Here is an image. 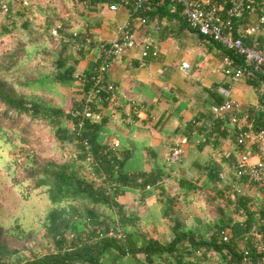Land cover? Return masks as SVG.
<instances>
[{"label": "trees", "instance_id": "obj_1", "mask_svg": "<svg viewBox=\"0 0 264 264\" xmlns=\"http://www.w3.org/2000/svg\"><path fill=\"white\" fill-rule=\"evenodd\" d=\"M58 1L65 2L46 0L42 7L39 0H0V137L19 149L13 159L12 182L25 186L24 197L43 188L55 204L44 221L45 252L38 253L34 247L35 230L11 233L0 224V264H107L103 259L111 250L120 256L142 254L141 264H242L247 251L251 264H264V249L256 248L251 236L255 230L264 232V204L259 201L253 206L252 193L232 197L228 190L236 157L229 118L211 127H203L201 121L184 128L191 140L205 137L193 141L198 152L189 161L198 174L194 178L172 175L180 163L167 164L163 157L180 132L177 125L163 126L162 139L153 146L134 136L133 123L126 121L121 105L116 109L122 120L107 111L98 121L86 119L81 126H69L72 118L66 109L81 107L83 100L79 90L68 88L75 86L79 70L90 71L91 63L83 68L79 63L95 52L99 38L84 11L62 15ZM181 10L179 4L171 9L169 0H151L148 7L152 16L169 22L186 20ZM57 19L59 36L55 37L52 29ZM249 19L245 14L236 21L234 34L245 44L256 45L259 35L255 38L247 29L257 28L258 23L250 24ZM226 52L240 61L239 55ZM249 83L261 102L257 83ZM223 99L218 93L216 104ZM246 109L256 127L264 126V108L253 110L248 105ZM179 110L180 106L172 110L176 120ZM130 116L137 119V111L131 109ZM113 137L119 141L116 147ZM225 138L231 142L227 154L216 158L203 150L208 143L222 149ZM143 145L152 148L148 156L141 151ZM168 178L176 180L172 189ZM125 190L135 193L131 208L118 200ZM152 195L156 199L148 203ZM179 200L195 202L204 210L207 225H187L175 213ZM137 205L145 206L144 213ZM165 220L172 222L171 236L152 234ZM226 228L229 237L224 240L221 230ZM111 229L123 236L109 234Z\"/></svg>", "mask_w": 264, "mask_h": 264}, {"label": "built area", "instance_id": "obj_2", "mask_svg": "<svg viewBox=\"0 0 264 264\" xmlns=\"http://www.w3.org/2000/svg\"><path fill=\"white\" fill-rule=\"evenodd\" d=\"M73 1L74 6L83 8L93 4H105L110 10H114L119 5H125L129 8V21L120 28L114 37L99 40L95 52L91 51L84 58L91 63V68L88 73L81 69L75 74L77 85L75 88L82 93L83 104L81 107H72L67 111L72 118L71 121L69 120V126L72 128L81 126L86 119L98 121L107 111H111L109 113L111 117L118 115L122 120L124 117L116 109L120 105L124 106L127 114L126 121H135L130 115L131 109L138 112V101L130 99L126 103L120 102L118 99L119 85L108 77V73L113 61L130 49L140 47L142 56L149 53L154 56L157 55L158 50L154 45L155 36L152 32L149 31L146 37L140 41L129 25L137 23L146 26L149 21L153 20L152 30L158 31L160 29V20L148 12L151 0ZM223 2L227 5L225 6ZM177 4L182 7L181 12L195 31L214 39L226 50L241 57L240 61H237L230 54H224L222 70L227 79L226 83L218 86L219 91L224 95V99L218 104H211L210 109L218 122L229 118L231 124L233 123L232 132L236 142V157L231 174L227 179L230 196L248 193L256 184L262 188V192H258V199L252 198L250 202L253 206L257 205L259 201L264 204V126L256 127L255 118L251 112L243 108L241 103L232 96V85L237 81L241 79L255 81L262 100L261 102L258 100L255 105H252V109L264 108V76H261V73L264 72V0H169L171 9H174ZM4 9L6 8L4 7ZM245 14L256 15L257 17L261 32L257 34L259 38L257 41L255 40L256 45L245 44L240 36L234 34L236 21ZM57 25L59 26V23ZM187 64V62H183V65L186 66ZM129 116L130 118H128ZM191 122L194 125L198 124L196 119ZM199 139L196 138V141ZM83 142L88 146L86 139ZM111 142L113 147L119 144L117 137H113ZM185 148L183 139L175 140L167 153V162L169 164L180 163L184 159ZM226 229L221 230L224 240L229 237L228 228ZM108 233L123 236L120 231L114 232L112 229ZM251 236L255 247L264 249V241L260 240L264 236V232L255 230ZM246 252H244L242 264H251Z\"/></svg>", "mask_w": 264, "mask_h": 264}, {"label": "crops", "instance_id": "obj_3", "mask_svg": "<svg viewBox=\"0 0 264 264\" xmlns=\"http://www.w3.org/2000/svg\"><path fill=\"white\" fill-rule=\"evenodd\" d=\"M81 11H84L92 21V29L97 33L99 40L114 37L129 21V8L125 5H119L116 9L110 10L105 4H93ZM159 20L161 27L158 31L152 30L153 20L146 26L137 23L129 24L140 41L149 31L152 32L155 36L154 45L158 50L157 55L149 53L142 56L140 47L130 49L113 61L108 77L119 85L120 102L126 103L130 99L138 101V118L132 122L135 137L141 136L140 138L147 140L153 146L162 139L163 126H167V123L170 126L177 125L180 132L174 141L183 139L186 146L185 152L189 150L187 155L194 159L198 152L194 149L193 140L186 137L184 128L188 125L192 127L193 119L198 121V125L203 121V127H211L218 122L211 112L210 105L216 104V97L218 93L221 94L218 86L226 83L227 78L222 68L223 56L227 52L220 43L195 31L187 19H175L170 22L164 18ZM249 21L250 24L258 23L256 15H250ZM247 30L252 32L253 37L261 32L259 23L257 28L251 26ZM86 62L82 59L79 64L84 67ZM183 62L188 64L185 66ZM215 90L219 92L216 94ZM232 96L241 103L243 108L255 105L258 101L252 85L245 79L232 85ZM177 106H180L178 120L172 116V110ZM200 138L205 139L204 136ZM226 140L228 138H225L223 142ZM221 147L228 148L225 143ZM149 149L145 145L141 147L145 156H148V151L151 152L152 148ZM203 150L210 152L216 158L229 152H222V149L218 152L212 143L205 144ZM168 151L169 148L163 153V157ZM145 168L149 169V162L145 163ZM175 169H178L177 166ZM130 191L125 190L118 196L119 202L125 208H131L135 204L134 192ZM155 199L156 196L152 195L146 200L151 203ZM138 207L140 214L144 212V205ZM161 231L169 232V229L163 228L159 230ZM138 258V254L120 256L111 250L107 252L103 260L107 264H141V259Z\"/></svg>", "mask_w": 264, "mask_h": 264}, {"label": "rangeland", "instance_id": "obj_4", "mask_svg": "<svg viewBox=\"0 0 264 264\" xmlns=\"http://www.w3.org/2000/svg\"><path fill=\"white\" fill-rule=\"evenodd\" d=\"M39 1L41 3V6L45 7L46 0ZM64 1L66 3L63 1H58L57 7V11L62 15L66 16L67 12L69 11H71L73 14H77L83 9V7L74 6L73 0ZM24 3H26V0H24ZM104 10L106 11V9ZM59 22L60 19H57L52 29V33L55 37L59 36V31H57V23ZM76 86L77 85L75 83V86L73 85L69 87L68 91L78 90L75 88ZM68 110L69 108L66 109V112ZM193 141L196 142V138H194ZM222 143L227 144L228 148L231 144L229 140H226ZM228 148H222V152L227 153L229 151ZM217 149L219 152L220 149ZM188 153L189 152H186V156L184 157V159L180 162V164L177 165L178 169H175V171L173 170L171 172L172 175H178L181 173L183 174V176L186 175L190 178H194V176L198 175L194 170L195 167H192V169H190L189 167V161L191 158L189 157V155H187ZM17 154H19L18 147L13 149L2 137H0V224H2L11 233L23 231L26 232L30 229L35 230L37 232V239L34 247L36 248L38 253H42L46 251V246L44 245L45 242L42 238V233L44 232V221L48 212L55 207V204L50 202L43 188L33 190L28 193V197H24V194L27 193L25 186H18L12 182L14 169L13 159ZM166 156L167 154L164 156L165 160ZM139 163H141L140 159ZM166 163L169 164L167 160ZM175 182L176 180H170L169 178L166 179V183L169 189H172V187L177 185V183ZM248 192L252 193V196H254L252 198H257V194L258 192H262V188L254 184L253 189L249 190ZM175 208V213L185 219L187 225L194 226L200 224L201 227H205L207 225L208 216L206 212L202 210L195 202L185 203L179 200L177 203H175ZM145 216L146 214H144V219ZM171 224V221L165 220L163 225L158 227L157 232L152 231V234L157 235L158 237L164 236V238H169L171 236ZM163 228L169 229V232H159V230H163ZM27 247L28 245H26L25 247V252L28 254L29 249H27ZM138 255V259L142 260L144 256L142 254Z\"/></svg>", "mask_w": 264, "mask_h": 264}]
</instances>
